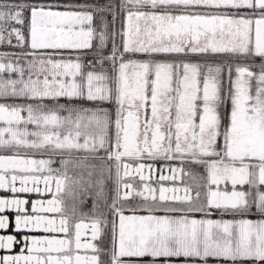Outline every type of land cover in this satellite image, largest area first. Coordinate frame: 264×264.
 Masks as SVG:
<instances>
[{"label":"snow or ice","instance_id":"obj_1","mask_svg":"<svg viewBox=\"0 0 264 264\" xmlns=\"http://www.w3.org/2000/svg\"><path fill=\"white\" fill-rule=\"evenodd\" d=\"M119 7L127 13L125 30L97 33L92 5L60 11L42 0L0 4V20L24 24V13L30 14L31 49L16 63L0 62V74L19 76L0 78V149L16 153L0 155V190L11 193L0 197V231L15 230L0 235V249L20 247L16 255L0 256V264H101L96 255L73 257L71 239L30 235L72 234L65 201L75 202L77 192L67 183V168L76 152L87 153L82 158L87 160L100 150L114 166L115 179L111 203L103 181L97 201H105L112 220L102 215L90 225L75 223L76 250L97 252L94 244H81L82 232L90 227L95 241L111 223V264H264V218L189 219V214L213 210L246 216L255 209L264 217V64L258 74L238 67L225 96L223 64L186 62L190 55L264 59V0H122ZM108 11H113L111 5ZM13 34L27 44L19 29L8 35ZM94 39L99 43L94 45ZM109 39L111 50L105 53ZM87 49H94L101 71L84 70L80 56L87 53L80 50ZM61 50H75L76 59L73 52ZM137 56L146 58L132 59ZM227 71L230 76L231 68ZM61 98L67 102L61 104ZM77 100L114 102L115 118L102 108L90 112L76 107ZM228 100L230 122L222 133L219 108ZM36 155L47 158H31ZM161 159L204 165L203 200L200 191L192 195L190 186H163L168 180L183 182L182 166L169 165L171 176L160 175L155 181L159 187H153V163ZM57 162L60 168L54 167ZM106 170L111 178L113 168ZM228 182L232 190H221ZM244 185L250 190H237ZM30 193L50 194L51 199L45 203L22 195ZM137 197L141 203H134ZM128 206L132 215H125ZM98 208L94 202L93 210ZM138 210L149 214L137 215Z\"/></svg>","mask_w":264,"mask_h":264},{"label":"flooded vegetation","instance_id":"obj_2","mask_svg":"<svg viewBox=\"0 0 264 264\" xmlns=\"http://www.w3.org/2000/svg\"><path fill=\"white\" fill-rule=\"evenodd\" d=\"M122 3V0L120 1ZM242 15L247 14V10L242 9L241 10ZM126 16L127 13L123 12L122 16L113 18V20L110 21V31L115 32V33H121L122 31L125 30L126 28ZM141 26L143 27L144 22L141 21ZM117 45H120L121 43V36L116 35L115 37ZM94 44V43H93ZM111 47V39L108 40L106 48ZM106 48H105V53H106ZM61 51H66V52H73L74 56L71 57L73 60L76 59V52L75 50H61ZM80 52L87 53L86 55H81L80 56V62L85 66L84 70L85 71H101V67L98 63L92 62L93 59H95V53L94 49H87V50H80ZM90 55H89V54ZM67 55H65L66 57ZM64 59H68L65 58ZM146 57L143 56H137V57H132V59H145ZM60 59V58H59ZM186 62H190L193 64H201L204 65L205 63H211V64H223L225 66V71L223 73V78H222V88H223V95L227 96L229 89L232 86V82H234L237 79L236 75V69L238 67H247L249 68L252 72L258 74L260 72V66L261 64H264V59L259 58V57H244V56H231V55H218L214 58H206L202 57L199 55H190ZM107 66V68H106ZM258 66V67H254ZM110 67V64H105L104 69H108ZM231 68V75L229 76V73L227 71V68ZM253 88L255 86L254 81L252 82ZM202 87V85H201ZM252 88V91L254 93V90ZM2 102V101H0ZM65 98L60 99V103L64 104L66 103ZM75 106L76 107H82L84 109H88L90 112L95 111L98 109H105L108 112H110L112 118H115L116 115V105L114 102H95V101H87V100H77L75 101ZM223 105L219 108V113L221 116V132L223 133L224 128H226L230 122V114L232 110V105L231 101L228 100L227 103L225 104V109H223ZM149 114H150V108H149ZM23 115H26V113H23ZM61 115H67V112H61ZM224 117L228 118L229 120L227 122H224ZM3 125L0 124V127ZM29 130H32V126L29 127ZM114 132V126L110 129V134ZM219 143L221 145V148H223L224 145V139L223 135H221L219 138ZM82 142V141H81ZM15 150H5V149H0V155H8L12 156L15 155ZM21 155H24V150H21ZM88 154L85 152H76L74 156L72 157V163L69 164L67 168V175L69 177V180L67 181L68 185L70 188H74L75 191L77 192V200L73 202L72 200L68 199L65 201L66 208H65V214L68 215L70 219V223L73 225L72 228V234L70 236H65L63 233H54V234H47L43 233L42 231H37L30 233V235H34L37 237H43L45 235H48L50 237H55L58 239H71L72 240V249L73 252L71 255L73 257L75 255H81V256H88L91 257L93 255H96L98 260L101 262V264H111V257H112V250H113V241L111 237V223H108L107 227L103 228L102 235L99 239L97 240H92V233H91V228H87L83 230L82 235H81V244H88L92 243L96 246L98 249L97 252H93L91 249H75V239H74V224L77 222L83 221L86 224H91L92 220L101 217L102 215L107 218V220L110 222L112 220V216L110 213H108V208L107 204L111 203L112 196H113V188H114V179H115V173H114V166L107 160V155L103 150H100L96 157H89L87 160H83L82 158L84 156H87ZM103 158L101 160L100 158ZM31 158L35 159H46L47 157H42L39 155L33 156ZM67 158V157H65ZM57 161H59V157H57ZM249 162V161H246ZM250 163H253L250 161ZM169 165L172 167H183L186 173H191L193 175L196 173V170L201 171L202 174L201 179L199 180V184L201 185L199 188H201L200 191L202 195L206 192V188L204 185L207 183V172L206 168L204 165L201 164H196V163H185L181 165V162L179 160L175 161H167V160H159L158 162L153 163V172H152V186L153 187H159L155 183L156 180H158L160 175L164 176H171V172L169 171ZM199 165V166H198ZM54 167L60 168L59 162H57ZM108 167L113 168L112 176L109 178L108 171L106 170ZM101 169H105L103 172V175L101 174ZM195 175L196 177L198 176ZM145 175H148V172H145ZM204 175V176H203ZM137 177V181H138ZM100 181H103L104 184V189L105 193L107 196V204L105 203L104 200H99L97 201V192L100 190ZM74 182H79V183H74ZM163 186L165 187H185L187 184L184 182H181L180 180H177L175 184L171 180L164 181L162 182ZM191 183V182H190ZM192 184V183H191ZM197 184V181H196ZM188 186V185H187ZM189 186H191L189 184ZM17 187H19V183H17ZM41 189H43V184L40 185ZM138 187H142V185L138 184ZM216 186H213V190H215ZM220 189L222 190V184L220 185ZM193 193L195 194L196 191L193 189ZM25 197L30 196L32 201H37V200H43L45 203L51 199L50 194H39V193H30V194H22ZM179 195H183V193H179ZM2 196H11V193L5 192L3 190H0V197ZM95 203L99 204V208L94 211L93 210V205ZM142 200L141 198L137 197L134 203L138 204L141 203ZM75 203V214L72 213V207L73 204ZM131 206H128L125 208V214L130 213L131 215L133 214L132 211H130ZM139 212H142L143 215H148L149 213L147 211L143 210H138ZM138 211L135 213L137 214ZM5 214H8L7 212ZM10 219H14V214L9 217ZM59 219V217H55ZM118 223V221H117ZM11 232L14 234L15 230L14 227L10 230H5V231H0V235H6ZM22 238V237H18ZM20 252V247L17 246L11 251L9 250H3L0 249V256L3 255H16ZM25 254H27L25 252ZM33 255H37L36 253H33ZM43 255V254H40ZM53 256L57 255L56 253H52ZM127 260V258H125Z\"/></svg>","mask_w":264,"mask_h":264},{"label":"rangeland","instance_id":"obj_3","mask_svg":"<svg viewBox=\"0 0 264 264\" xmlns=\"http://www.w3.org/2000/svg\"><path fill=\"white\" fill-rule=\"evenodd\" d=\"M108 2L109 1H107V3ZM0 4H6V3H0ZM9 5H12V4H9ZM116 9L117 8H115V10L113 12H108V13H106V9L100 10V11H94L95 13H94L93 27L96 29L97 33H99L102 30H107V31L111 32L109 30L111 28L109 20H111V19L113 20L114 15L116 16L119 14V12ZM54 10H58V9H54ZM97 12H99V13H97ZM100 12H102V13H100ZM24 17H25V21H26V18H27L26 12L24 13ZM26 27L27 26H26L25 22H24V24H18V23H16L15 20H10V19L0 20V35H3V37H4V40L0 41V49H2V48H5V49L17 48L18 49L19 48L22 50L27 49L28 51H30L31 49L28 48L29 47V29L26 30ZM13 28L19 29L24 34V36L26 37V40H27V44H25L23 41L18 42L14 34L11 37H9L8 34H9V32H11V30ZM9 39L11 40V43H8ZM93 43H94V45H96L99 43V40L94 39ZM22 50L14 51L15 53H13V54H10V53H8V51H5V50H2V51L0 50V58H3V59H0V62L16 63L17 58L20 57L21 54L24 52ZM59 58H60V56H56V59H59ZM22 64H26V61L22 62ZM0 78H2L5 81L8 79L16 80L19 78V76L17 73L5 72V73L0 74ZM25 78H27V77H25ZM254 84H255V81H254ZM254 89H255V86H254L253 90ZM228 183L231 185L230 182H228ZM242 187L239 186V188H237V190L244 191Z\"/></svg>","mask_w":264,"mask_h":264},{"label":"trees","instance_id":"obj_4","mask_svg":"<svg viewBox=\"0 0 264 264\" xmlns=\"http://www.w3.org/2000/svg\"><path fill=\"white\" fill-rule=\"evenodd\" d=\"M107 1H109V2L107 3ZM120 1L121 0H42L43 3L51 4L54 7V9H58L60 11L73 10L76 6L84 5V4L94 6V9H90L93 11H95V9H100V10L106 9V13L113 12L115 10V8H117L116 10L119 12V14L115 16V18H116L115 20H117V17L122 16V14H123V12L120 11V7H119L121 4ZM32 2H34V0H0V3H6L7 5H9V4L24 5V4H29ZM109 5L112 6L113 11H108ZM97 13H99V12H97ZM100 13H102V12H100ZM26 17H27L26 21H25V24L27 26L26 30L29 29V31H30V14L28 12H26ZM0 50L1 51L5 50V51H8V53L13 54V53H15L14 51H20L22 49H19V48L18 49L17 48H7V49L2 48ZM110 50H111V47L106 48V53H108ZM22 51H24V50H22ZM91 53H95V51L91 52ZM73 56H74V54L72 55V57ZM65 58H68V56H66ZM92 62L97 63L96 59H93ZM254 67H258V66H254ZM106 68H107V66H106ZM225 104L223 105L224 106L223 109H225ZM228 120H229L228 118L224 117V122H227ZM251 162H253V164L256 163L255 161H251ZM262 189H263V187L260 186V190H262ZM262 192H264V191H262ZM197 216H200V215L197 214ZM206 217L213 218V219H224V220H240V219L258 220V219L264 218V217H261L259 214L255 213V209H253L252 214H249L246 216L225 214V213H221L220 211H218L214 214H208V215H206ZM111 237H112V232H111ZM246 264H247V262H246Z\"/></svg>","mask_w":264,"mask_h":264},{"label":"crops","instance_id":"obj_5","mask_svg":"<svg viewBox=\"0 0 264 264\" xmlns=\"http://www.w3.org/2000/svg\"><path fill=\"white\" fill-rule=\"evenodd\" d=\"M198 166H199V165H198ZM197 172H198V173H201V171H199V170L197 171V170H196V173H194V174L191 175V176H186V175L183 176V182L186 183L188 186H189V184L191 185L190 187L192 188V195H193V196H195V194L193 193V189H194L195 191H198V190L201 189V188H197V187H196V181L199 182V180L201 179V176H202V174H198ZM197 174H198V176L196 177L195 175H197ZM192 176L196 177V180H195V181L192 179ZM203 176H204V175H203ZM190 182H191L192 184H191ZM187 185H186V186H187ZM261 186L263 187V189L260 190V191H264V185H261ZM225 188H227L228 191H231V190H232V187H231V185H230L229 183H228L227 185H225V184L222 183V190H225ZM237 188H239V186H237ZM242 188H243V190H244L245 192H247V191L250 190L248 185H245V186H243ZM202 194H203V193H202ZM202 194H201V200H203V198H204V195H202ZM185 207H186V206H185ZM216 212H218V211L213 210V211H211L210 214H214V213H216ZM156 214H157V215H163L164 213H162V212H157ZM197 214H199L200 216H197ZM125 215H131V214H130V213H126ZM137 215H143V214H142V212H139V211H138ZM189 219H197V220H200V219H211V220H213V221L224 220V219H213V218H208V217H206V215H205L204 213H200V212H195V213L189 214ZM228 221H233V220H228ZM210 259H212V258H210Z\"/></svg>","mask_w":264,"mask_h":264},{"label":"water","instance_id":"obj_6","mask_svg":"<svg viewBox=\"0 0 264 264\" xmlns=\"http://www.w3.org/2000/svg\"><path fill=\"white\" fill-rule=\"evenodd\" d=\"M29 48H30V31H29ZM48 51H53V50H48Z\"/></svg>","mask_w":264,"mask_h":264}]
</instances>
